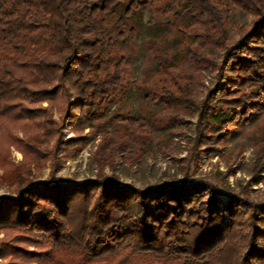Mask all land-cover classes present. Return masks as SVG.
Listing matches in <instances>:
<instances>
[{"label": "trees", "instance_id": "16d2710c", "mask_svg": "<svg viewBox=\"0 0 264 264\" xmlns=\"http://www.w3.org/2000/svg\"><path fill=\"white\" fill-rule=\"evenodd\" d=\"M229 5L252 17L231 45ZM148 8L161 12L167 29L174 21L201 26L197 40L224 49L220 63L187 51L217 71V92L225 97L197 106L199 138L209 140L204 131L213 124L246 123L264 112V0H0V118L42 113L37 125L45 141L61 127L100 131L96 120L109 111L115 90H124L130 64L117 45L127 32L135 36L129 21ZM153 60L178 93L148 86L152 97L168 109L195 105L167 58ZM22 101L62 102L61 121L51 120L50 108ZM91 138L58 142L76 154ZM9 229L18 237L0 242V258H10L1 264H264V202L188 178L146 189L116 176L28 184L0 199V231ZM26 242L38 249L24 248Z\"/></svg>", "mask_w": 264, "mask_h": 264}, {"label": "rangeland", "instance_id": "374dc122", "mask_svg": "<svg viewBox=\"0 0 264 264\" xmlns=\"http://www.w3.org/2000/svg\"><path fill=\"white\" fill-rule=\"evenodd\" d=\"M224 14L228 16L226 36L231 45L239 37L237 27L249 24L252 17L232 5ZM164 18L159 10L148 8L129 21L128 26H133L136 34L131 37L127 32V40L117 45V53L128 56L130 61L124 70V90H115L109 111L96 120L102 127L100 131L87 128L74 133L61 127L45 141L41 137L44 128L37 125L45 117L42 113L32 114L31 119L0 118V199L16 196L24 186L53 177L79 182L116 176L121 184L139 189L186 178L201 180L222 193L264 202V112L246 123L213 124L204 131L209 140L199 138L197 106L205 100L219 105L218 101L225 97L217 92V71L203 67L187 51L220 63L224 49L197 40L204 32L201 26L174 21L167 29L161 24ZM157 54L167 58L195 105L168 109L152 97L151 91L157 92L163 85L178 93L157 70L153 60ZM21 103L32 109L50 108L51 120L61 121L62 102ZM75 135L92 138L72 154L59 145L58 138L65 141ZM32 146L37 152L32 151ZM221 197L225 199L224 194ZM16 237L13 229L0 231V242L15 244ZM22 246L31 251L38 249L35 242ZM9 259L1 257L0 264Z\"/></svg>", "mask_w": 264, "mask_h": 264}]
</instances>
